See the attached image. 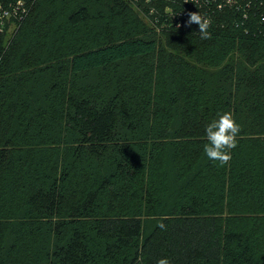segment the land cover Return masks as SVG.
<instances>
[{
    "label": "rangeland",
    "instance_id": "obj_1",
    "mask_svg": "<svg viewBox=\"0 0 264 264\" xmlns=\"http://www.w3.org/2000/svg\"><path fill=\"white\" fill-rule=\"evenodd\" d=\"M23 1L33 11L8 34L15 40L0 74V264L57 261L55 251L76 231L94 238L93 250H103L107 240L96 238L92 219L55 230L103 183L96 216L141 215L148 235L160 215L191 204L195 193L201 210L217 216L219 234L243 233L254 261L264 264V159L258 164L264 157V45L201 39L199 28L177 41L186 31L174 30L162 15L187 7L183 0ZM215 1L220 9L249 14L247 0ZM207 4L198 8L212 23L220 13H210ZM82 6L90 19L72 25L70 15ZM137 37L154 38L157 51L71 71L77 52ZM69 95L98 106L115 103L119 139L130 142L125 157L139 163L138 175L130 166L128 173L119 168L124 158L117 150L98 158L83 144L67 118ZM223 111L233 112L241 131L231 160L220 166L203 146L206 125ZM55 180L65 204L54 217L29 197Z\"/></svg>",
    "mask_w": 264,
    "mask_h": 264
},
{
    "label": "trees",
    "instance_id": "obj_2",
    "mask_svg": "<svg viewBox=\"0 0 264 264\" xmlns=\"http://www.w3.org/2000/svg\"><path fill=\"white\" fill-rule=\"evenodd\" d=\"M0 1L7 4L16 0ZM245 8L250 10L249 14L243 17V13L236 9L228 7L220 9L219 3L215 0L207 4L210 13H220L208 29L211 33L210 39L230 38L251 43L256 48L263 46L264 0H247ZM32 11L33 9L20 24L19 29L27 22ZM89 19L90 14L86 6L80 7L69 17L72 25H79ZM194 25L197 24L173 28L176 31H186L182 39L176 40H188L193 37L187 34L190 32L196 35V30H190L198 28ZM8 34L0 33V56L3 55L0 58V74L8 65L7 60L15 40V37L8 38ZM177 46L175 44V48H178ZM186 46L188 45H182L183 48ZM157 47L158 43L154 38L122 39L77 52L70 60V68L74 74H80L127 59L153 54ZM67 103L70 106L67 113L69 123L79 128L81 141L85 145H90L96 157L101 158L109 148L115 149L124 158L119 165L122 171L128 173L130 166L133 168L131 173L133 177L141 172L138 162L125 157L132 146L128 140L119 139L116 107L113 101L98 106L88 98L69 95ZM3 156L0 154V159ZM263 159V156L258 158V164L261 166ZM105 184L89 192L80 204L72 207L70 219L59 222L55 229L57 234H60L70 222L78 223L80 220L92 219L96 238L107 240L103 250H93L94 238L76 231L66 246L55 251L54 257L57 261L50 260L48 264H156V260L164 256L171 260V264H257L248 245L249 237L236 231L220 235L217 216L201 210V200L195 198V193L191 204L173 207L170 213L160 215L159 224L163 223L166 230H162L158 224L145 235L144 218L141 215L96 216L98 194ZM29 202L42 208L47 215L55 217L63 210L64 191L55 180L47 190L41 188L35 191L29 197Z\"/></svg>",
    "mask_w": 264,
    "mask_h": 264
},
{
    "label": "clouds",
    "instance_id": "obj_3",
    "mask_svg": "<svg viewBox=\"0 0 264 264\" xmlns=\"http://www.w3.org/2000/svg\"><path fill=\"white\" fill-rule=\"evenodd\" d=\"M189 19L186 24L190 26L195 23L198 25L201 39H210L211 33L208 31L211 21L202 16L199 12H189ZM241 131V126L237 123L233 112H218L205 127L206 143L203 146V152L209 160L216 161L220 166L227 165L231 160V150L237 147V137ZM162 230L166 226L161 223L158 225ZM156 264H171L167 257H160Z\"/></svg>",
    "mask_w": 264,
    "mask_h": 264
},
{
    "label": "built area",
    "instance_id": "obj_4",
    "mask_svg": "<svg viewBox=\"0 0 264 264\" xmlns=\"http://www.w3.org/2000/svg\"><path fill=\"white\" fill-rule=\"evenodd\" d=\"M201 1L208 4L211 3L210 0H183L187 7L181 10L164 13L162 15L164 23L168 26L182 27L189 19V12H199L202 16L206 18L209 17V14H207L208 12H202L201 9L198 8ZM29 10L28 5L23 0H16L7 4L0 1V33L8 34L19 28L20 24L29 14Z\"/></svg>",
    "mask_w": 264,
    "mask_h": 264
}]
</instances>
